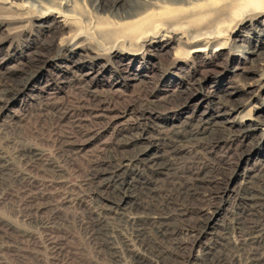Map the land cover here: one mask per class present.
I'll list each match as a JSON object with an SVG mask.
<instances>
[{"label":"rangeland","instance_id":"1","mask_svg":"<svg viewBox=\"0 0 264 264\" xmlns=\"http://www.w3.org/2000/svg\"><path fill=\"white\" fill-rule=\"evenodd\" d=\"M75 7L84 15L91 11L88 0L77 1ZM7 17L15 18L0 12V67L7 71L15 63L25 64L29 76L28 89L0 107V151L8 162V170L0 177V264H115L106 247H97L89 235L92 216L88 209L93 213L96 209L83 183L88 170L98 167L108 172L98 181L101 190L111 193L121 179L133 183L122 193L124 207L141 202L166 209L170 218L164 236H160L148 224L120 221L119 215H128V208L111 212L107 221L112 236L116 235L111 242L121 251L118 264H133L120 237L132 240L138 230L143 245L136 248L150 264H245L249 251L264 255V235L259 243L252 244L243 242L245 235L238 232L240 227L264 229V200L253 206L243 191L248 187L255 194L264 190V86L254 91L248 86L258 79L264 62L241 58L235 46L231 49L237 55L233 62L223 61L206 69L210 57L178 61L172 47L148 50L125 68L119 61L129 56L120 49L109 54V42L104 38L95 36L85 44L84 54L80 48L52 46L53 36L46 26L38 27L32 21L18 24ZM80 22L77 24L83 26L77 25L76 33H85ZM244 42L264 53V46L259 47L262 41ZM247 89L252 92L247 93ZM227 92L235 103H246L254 95L245 109L230 110L229 115L233 121L230 130H235L241 116L253 109L249 111L256 128L246 138V155L238 156L235 145L219 146L216 139L211 144L209 135H204L198 137V146H193L194 142L193 147L188 142L178 143L179 151L169 158L165 171L132 164L112 175L120 179L110 177L109 156L123 140L140 132L142 137L158 126L180 125L193 112L203 113L209 124L217 123L221 119L215 112L225 107L220 97ZM207 140L210 149L202 150L200 144ZM25 148L45 156L42 166L32 169L25 165L20 152ZM159 150L162 152V147L154 145V151ZM101 199L110 203L109 197L98 194L97 201ZM80 200L83 205L75 204ZM63 201L68 203L61 207ZM195 223L203 228H196ZM193 232L196 244L186 245L185 239ZM48 241L60 244L59 256Z\"/></svg>","mask_w":264,"mask_h":264},{"label":"bare ground","instance_id":"2","mask_svg":"<svg viewBox=\"0 0 264 264\" xmlns=\"http://www.w3.org/2000/svg\"><path fill=\"white\" fill-rule=\"evenodd\" d=\"M14 1L20 2L15 3ZM77 1L79 0H10L8 2L0 0V12L9 13L15 18H7L18 24L25 21H32L33 23H36L38 27L46 26L51 30V35L53 36V41L50 42L52 46H59L60 48H80V52L85 54L84 50L87 49L85 44L94 40L95 36L97 38H104L109 42V47L107 48L109 54H115L117 50L120 49L123 53H126L129 56L128 59H120L119 61L120 65L125 68H129L135 60L141 55H144L148 50L159 52L163 49H170L172 47H175L176 53L174 56L178 61L182 59H184V61H190L197 58L199 59L200 57H210L211 61L205 64L206 69H211V66L214 67L221 65L223 61L233 62L237 55H235L234 51L232 53L231 49L235 48V46H238L236 47V52L241 58L248 60L260 59L261 62H264V53L262 49H260V51L258 48H255L251 42L248 47L246 46L247 44H244L246 43L244 41L252 40V42L262 41L259 47L264 46V2H260V0H251V2L250 0H88L91 5V11H89L87 15L75 10ZM78 21H81L82 24L85 25V33H76L78 31L77 27L83 26L77 24ZM72 26H75L76 29ZM252 28L256 29L254 33ZM248 31L252 32L250 36L245 34ZM65 32H67V34ZM73 34L74 37L72 36ZM58 35L60 36L59 41L55 45L54 41L58 38ZM247 38L249 39L247 40ZM34 54H36V52H34L33 55ZM34 57L36 58L35 55ZM33 60H30V62L33 63ZM124 61L127 63L126 66L124 65ZM23 65L25 64L20 65L19 63H15V65L7 71H4V69L0 67V107L4 104H8L13 98L15 99V97H18L28 89L26 81L29 76L27 75L29 74V70ZM202 71L203 70H201V73ZM259 72V77L253 83L254 85L251 83L248 85L249 87H254L252 88V91H254L255 88L261 89L264 86V66ZM20 74L21 76L19 77ZM248 89L247 93L252 92ZM229 95L230 93L227 92L223 96H219L222 102L225 103V107H218L216 110L215 114L221 119L217 123L209 124L208 119H206L203 113L198 115L193 112L191 116H185L186 121L180 122V125L177 123L178 125L171 124L170 126H158L154 132L144 134L142 137H140V132L136 136L137 138L127 137L128 139L126 140L122 139L123 141L121 145L119 144L115 146L112 155L109 156L107 167L111 172L110 177L120 171V169L131 167L132 164L152 169L156 166L159 170L165 171L167 170L168 165L170 166V162H168L170 161L169 158L173 157L179 151L180 145H178V143L181 144V142H188L191 144L194 142L193 146H198V137H204V135H209V142L216 139L219 146L230 147L235 145L236 148H239L238 152L235 150L238 156L243 157L246 155V153L249 152V145L245 144L246 138L253 132L252 130L256 128L253 116H251L249 111L251 109L241 116V120L239 121L240 124L237 125L235 130H230L233 121H231L229 115L230 110L241 112L245 109L248 104L247 102H250L254 98V95L248 99L246 102L247 104L239 102V104L235 103L229 99ZM179 96L181 95L179 94ZM179 96L178 99H180ZM188 97L182 101L180 100L182 104H179L178 106H183ZM172 100L173 99H171V101ZM214 126L224 127L217 128ZM206 142H208V140ZM209 142L205 145L200 144L202 150L210 149L208 147ZM156 144L162 147V152L160 151L161 149L158 153L154 151V145ZM198 151L196 153H198ZM20 152H22V156L25 157L24 162L27 163H25V165H29L32 169H38L39 166H42L40 163L46 161L45 156L35 149L25 148ZM2 155L3 154H1L0 151V177L8 170V162L5 161ZM164 156H166L167 159L166 157L164 158ZM22 159L23 158H21V160ZM105 170L103 171V169L99 167L97 169H89L88 175H85L87 178L83 183L86 188L88 187L87 191L89 197L93 200L96 209V213H93V211L90 212L88 209V212L92 216L91 224L88 225L90 231L89 235L91 240L96 242L97 247L105 246L106 250L110 252V257L114 263L118 264L121 258V251L115 244H113V242H111L114 239L113 236L116 235L112 236L113 232L111 231V228H109L110 225L107 221V216L111 215V212L117 210L119 207H122V210L128 208V215H119L121 216V218H119L120 221L124 220L125 223L127 222L133 225L139 222L148 224V226L150 225L151 227L156 228L157 234L160 236H164V226H166V222L170 218L167 217V212L165 213L166 209L163 211L156 206L144 205V203L141 202L130 204L128 205L129 207H124L125 197L122 196V193L128 190L133 183L131 184L127 181L124 182L122 179V181L120 180V182L118 181L117 183L116 180L120 178L119 176L114 175L112 178L116 179L114 181L117 184L112 192L109 193L106 189L101 190L98 187L100 185V182L98 181L103 179L104 172L108 173ZM50 171L52 174L58 173L56 172L57 170ZM248 188H243L244 195L248 196L247 200L251 201L253 206H257L256 203L264 200V190L259 194H255ZM98 194L109 197L110 203H103L102 199L97 201ZM183 199L187 198H184L183 196ZM64 203L67 204L68 201H63L60 206L62 207ZM75 204L81 206L83 205V201H77ZM211 208L209 207V209ZM206 221H208L207 218L205 219V222ZM195 224L196 228H203L202 224L201 226L198 223ZM243 228L244 227H240L238 231L240 234L245 235L243 242L250 241V243L256 244L262 240L264 229L259 228L256 231H252L251 228ZM141 236L142 234H140L138 230L132 240H129L124 236H121L120 240L125 246L124 249L132 258L131 260H133V264H150V261L145 258L143 259L140 256L141 253L139 252L138 247L136 248L137 245H140L141 247L143 245V237L141 238ZM130 237L132 238V236ZM196 237L197 236L194 232L191 233V236L188 238L186 236L187 239H185V244L194 246L197 241ZM36 240L37 239H34L35 245L37 244ZM50 241L47 242L48 246L56 256H59L62 253L60 244L52 243ZM152 251L155 252V250ZM157 255L159 256V254ZM263 256H259L257 251H249L246 253V258L244 257L245 264H264ZM155 264L163 263H159L158 261Z\"/></svg>","mask_w":264,"mask_h":264},{"label":"snow or ice","instance_id":"3","mask_svg":"<svg viewBox=\"0 0 264 264\" xmlns=\"http://www.w3.org/2000/svg\"><path fill=\"white\" fill-rule=\"evenodd\" d=\"M250 2H251V0H250ZM260 2H264V0H260Z\"/></svg>","mask_w":264,"mask_h":264}]
</instances>
